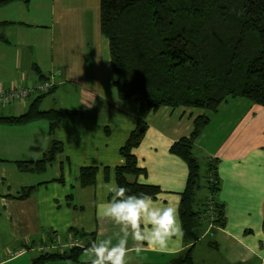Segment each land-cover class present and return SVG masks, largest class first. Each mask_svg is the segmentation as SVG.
<instances>
[{
	"label": "crops",
	"instance_id": "0c3cea01",
	"mask_svg": "<svg viewBox=\"0 0 264 264\" xmlns=\"http://www.w3.org/2000/svg\"><path fill=\"white\" fill-rule=\"evenodd\" d=\"M94 14L92 24L84 16L81 0L14 1L0 6V21H13L0 25V34L7 39H0V90L50 80L55 88L41 99L40 107L80 111L58 122L55 137L64 144V151L43 170L26 171L19 162L34 164L43 158L54 138L49 122L0 123V264H32L42 241L52 236L56 239L50 241H66L72 227L96 231V241L110 237L113 244L118 242V226L101 217L98 208L111 198L106 185H118L115 168L125 162L120 148L138 125L139 107L119 99L109 39L101 32L97 7ZM40 94L0 106V116L23 114ZM201 114L210 123L196 139L195 154L205 175L210 168L208 156L218 158L221 190L213 199L207 180L203 181L207 200L202 199L198 208L203 215L194 261L264 264V106L239 96L229 98L218 111L164 106L151 112L144 139L135 149L148 174L129 179L161 186L163 192L154 202L179 210L188 166L170 147L192 133L194 120ZM83 166L98 168L95 185H81ZM29 186L36 189L28 198L15 197ZM209 199L225 205V225L214 235L204 215ZM128 243L134 249L131 238ZM191 244L183 234L166 252L132 250L129 264H171ZM45 264L90 261L83 253L79 261Z\"/></svg>",
	"mask_w": 264,
	"mask_h": 264
},
{
	"label": "trees",
	"instance_id": "16d2710c",
	"mask_svg": "<svg viewBox=\"0 0 264 264\" xmlns=\"http://www.w3.org/2000/svg\"><path fill=\"white\" fill-rule=\"evenodd\" d=\"M14 1L0 0V6ZM13 21H0V25ZM100 29L109 39L113 66V83L122 102L138 104V125L120 148L125 162L115 168L117 183L128 189L127 195L147 193L157 198L163 189L150 183L131 181L129 176H146L147 168L139 163L135 149L142 143L147 117L161 107H189L218 111L229 98L245 97L264 106V0H100ZM7 40L3 34L0 39ZM38 69V67L36 66ZM54 85L40 94L20 115L0 116V123L23 125L36 120L49 122L54 136L42 159L19 162L26 171L43 170L48 162L64 151L55 137L58 122L79 110L40 107L41 99L51 94ZM210 123L207 115H198L189 136L175 141L170 151L188 166L186 186L181 192L179 215L186 241L192 244L171 264H196L194 244L200 238L203 211L195 204L208 182L209 195L215 199L221 190L219 160L208 156L209 174L203 175L202 164L195 154L196 139ZM144 128L141 130V128ZM98 168L83 166V187L96 183ZM107 171V170H106ZM63 182V178L60 179ZM36 186L23 187L18 199L28 198ZM69 200L73 195L68 196ZM210 221L209 232L225 225V205L209 199L204 210ZM96 231L85 232L74 227L68 238L79 237L84 246L60 249L52 236L42 241L32 264L58 260L79 261L85 249L96 241Z\"/></svg>",
	"mask_w": 264,
	"mask_h": 264
},
{
	"label": "clouds",
	"instance_id": "9594fccd",
	"mask_svg": "<svg viewBox=\"0 0 264 264\" xmlns=\"http://www.w3.org/2000/svg\"><path fill=\"white\" fill-rule=\"evenodd\" d=\"M110 200L98 208V214L119 228L116 244L112 239L93 241L85 249L90 264H129V253L146 248L166 252L171 244L183 237L179 210L171 204H157L147 193L127 195L128 189L114 182L106 185ZM129 238L134 249L129 248Z\"/></svg>",
	"mask_w": 264,
	"mask_h": 264
},
{
	"label": "built area",
	"instance_id": "2783aa9c",
	"mask_svg": "<svg viewBox=\"0 0 264 264\" xmlns=\"http://www.w3.org/2000/svg\"><path fill=\"white\" fill-rule=\"evenodd\" d=\"M53 82L50 80L41 81L35 86L29 85H16L11 88L1 89L0 90V106L9 105L15 101L25 99L31 96L34 93H44L51 89ZM58 243L53 247L60 249L71 248L76 246H83V240L79 237L68 238L66 241H57ZM39 249V247H37Z\"/></svg>",
	"mask_w": 264,
	"mask_h": 264
},
{
	"label": "rangeland",
	"instance_id": "374dc122",
	"mask_svg": "<svg viewBox=\"0 0 264 264\" xmlns=\"http://www.w3.org/2000/svg\"><path fill=\"white\" fill-rule=\"evenodd\" d=\"M83 2H84V4H83ZM96 7L100 10V0H81V8L84 10V16H85V18L88 17V22L91 21L92 24H94V22L96 20V17H95V14H94ZM201 172H202L203 175L205 174V170L204 169H202ZM206 194H207V191L206 190L204 191L203 189H202V191L199 192L198 200H197V202L195 204V207L197 209L199 207H201L202 199L203 200L206 199V197H205Z\"/></svg>",
	"mask_w": 264,
	"mask_h": 264
},
{
	"label": "water",
	"instance_id": "95a60500",
	"mask_svg": "<svg viewBox=\"0 0 264 264\" xmlns=\"http://www.w3.org/2000/svg\"><path fill=\"white\" fill-rule=\"evenodd\" d=\"M144 128L142 127L141 130H143Z\"/></svg>",
	"mask_w": 264,
	"mask_h": 264
}]
</instances>
